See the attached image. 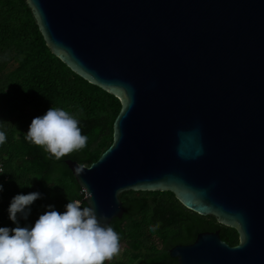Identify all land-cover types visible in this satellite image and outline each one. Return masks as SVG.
<instances>
[{
  "label": "water",
  "instance_id": "1",
  "mask_svg": "<svg viewBox=\"0 0 264 264\" xmlns=\"http://www.w3.org/2000/svg\"><path fill=\"white\" fill-rule=\"evenodd\" d=\"M27 3L51 51L122 102L99 160H66L84 202L109 223L119 193L170 190L239 234L198 233L168 250L178 264H264V0Z\"/></svg>",
  "mask_w": 264,
  "mask_h": 264
},
{
  "label": "trees",
  "instance_id": "2",
  "mask_svg": "<svg viewBox=\"0 0 264 264\" xmlns=\"http://www.w3.org/2000/svg\"><path fill=\"white\" fill-rule=\"evenodd\" d=\"M48 107L76 116L87 137L84 147L56 159L24 139L31 118ZM121 107V99L73 71L51 51L27 0H0V130L6 137L0 144V226H11L7 205L17 192L42 194L21 224H30L49 204L58 211L69 201L86 206L85 192L66 160L87 167L97 162L112 144V126ZM119 199L125 213L109 224L119 233L125 252L103 264H178L168 250L191 244L201 232L219 231L229 245L239 243L235 228L185 208L170 190L130 189L119 193Z\"/></svg>",
  "mask_w": 264,
  "mask_h": 264
},
{
  "label": "clouds",
  "instance_id": "3",
  "mask_svg": "<svg viewBox=\"0 0 264 264\" xmlns=\"http://www.w3.org/2000/svg\"><path fill=\"white\" fill-rule=\"evenodd\" d=\"M5 138L0 130V144ZM24 139L56 159L84 147L87 141L76 116L61 107H48L33 116ZM41 195L17 192L10 198L11 226H0V264H103L119 251V233L105 222L104 214L97 215L94 207L81 206L79 201L66 202L63 211L49 204L30 224H21ZM157 226L149 227L155 230Z\"/></svg>",
  "mask_w": 264,
  "mask_h": 264
},
{
  "label": "rangeland",
  "instance_id": "4",
  "mask_svg": "<svg viewBox=\"0 0 264 264\" xmlns=\"http://www.w3.org/2000/svg\"><path fill=\"white\" fill-rule=\"evenodd\" d=\"M124 246H125V244L119 245V251L116 254H114L115 255V258H118L119 256L122 255L123 252H125V251H123ZM137 264H142V262L139 261Z\"/></svg>",
  "mask_w": 264,
  "mask_h": 264
},
{
  "label": "built area",
  "instance_id": "5",
  "mask_svg": "<svg viewBox=\"0 0 264 264\" xmlns=\"http://www.w3.org/2000/svg\"><path fill=\"white\" fill-rule=\"evenodd\" d=\"M85 192V191H84Z\"/></svg>",
  "mask_w": 264,
  "mask_h": 264
}]
</instances>
